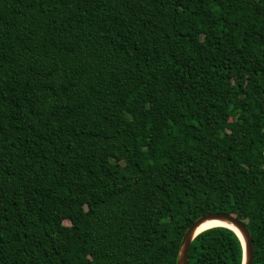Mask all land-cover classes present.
Returning <instances> with one entry per match:
<instances>
[{"label": "trees", "instance_id": "16d2710c", "mask_svg": "<svg viewBox=\"0 0 264 264\" xmlns=\"http://www.w3.org/2000/svg\"><path fill=\"white\" fill-rule=\"evenodd\" d=\"M207 212L264 264V0H0V264H176Z\"/></svg>", "mask_w": 264, "mask_h": 264}, {"label": "water", "instance_id": "95a60500", "mask_svg": "<svg viewBox=\"0 0 264 264\" xmlns=\"http://www.w3.org/2000/svg\"><path fill=\"white\" fill-rule=\"evenodd\" d=\"M210 220L226 222L228 225H221V226L232 228L237 233L238 231L240 232L241 235L239 233L238 234L242 238L244 248H245L243 264H253L254 246H253L252 235H251V232L248 226L237 215L232 214V213H226V212L204 213L203 215L199 216L187 228L181 240L176 264H188L190 246L193 240L196 238V236L202 231L207 229L206 228L204 230H200L203 224ZM215 226H218V225H215ZM232 226L237 228L238 231Z\"/></svg>", "mask_w": 264, "mask_h": 264}, {"label": "bare ground", "instance_id": "6f19581e", "mask_svg": "<svg viewBox=\"0 0 264 264\" xmlns=\"http://www.w3.org/2000/svg\"><path fill=\"white\" fill-rule=\"evenodd\" d=\"M215 225H228V224L226 222H223V221L210 220V221H207L206 223H204L200 230H204L206 228H209V227H212V226H215ZM232 227H234V226H232ZM235 229L237 230V228H235ZM238 233L240 234L239 231H238Z\"/></svg>", "mask_w": 264, "mask_h": 264}, {"label": "rangeland", "instance_id": "374dc122", "mask_svg": "<svg viewBox=\"0 0 264 264\" xmlns=\"http://www.w3.org/2000/svg\"><path fill=\"white\" fill-rule=\"evenodd\" d=\"M64 222H65L66 224H69V223H70L69 220H65Z\"/></svg>", "mask_w": 264, "mask_h": 264}]
</instances>
